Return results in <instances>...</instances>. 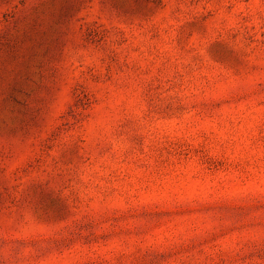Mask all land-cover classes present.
Instances as JSON below:
<instances>
[{"label":"rangeland","instance_id":"rangeland-1","mask_svg":"<svg viewBox=\"0 0 264 264\" xmlns=\"http://www.w3.org/2000/svg\"><path fill=\"white\" fill-rule=\"evenodd\" d=\"M0 264H264V0H0Z\"/></svg>","mask_w":264,"mask_h":264}]
</instances>
